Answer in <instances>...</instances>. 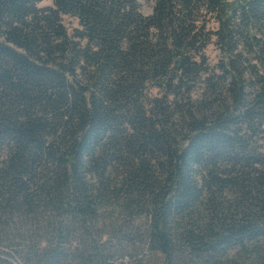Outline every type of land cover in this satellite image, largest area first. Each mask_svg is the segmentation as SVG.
<instances>
[{"label": "trees", "instance_id": "obj_1", "mask_svg": "<svg viewBox=\"0 0 264 264\" xmlns=\"http://www.w3.org/2000/svg\"><path fill=\"white\" fill-rule=\"evenodd\" d=\"M43 1L0 0V264H264V0Z\"/></svg>", "mask_w": 264, "mask_h": 264}, {"label": "rangeland", "instance_id": "obj_2", "mask_svg": "<svg viewBox=\"0 0 264 264\" xmlns=\"http://www.w3.org/2000/svg\"><path fill=\"white\" fill-rule=\"evenodd\" d=\"M53 2H54V0H44L40 5L41 6H51V5H53ZM209 54L211 55V57L213 59H215L217 57L218 52L214 46L209 48Z\"/></svg>", "mask_w": 264, "mask_h": 264}]
</instances>
